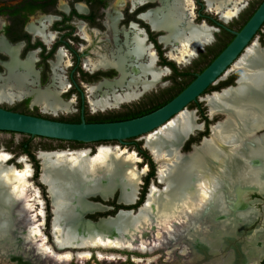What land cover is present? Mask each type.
I'll list each match as a JSON object with an SVG mask.
<instances>
[{
  "label": "bare ground",
  "instance_id": "1",
  "mask_svg": "<svg viewBox=\"0 0 264 264\" xmlns=\"http://www.w3.org/2000/svg\"><path fill=\"white\" fill-rule=\"evenodd\" d=\"M143 1L132 0L133 3ZM158 1L159 8L142 18L165 33L161 41L171 48L168 56L181 66L188 65L199 49L210 44L215 29L205 23H192V0ZM247 1L252 0H205V3L208 11L227 23ZM122 3L123 0H117L116 11ZM110 20H115L114 16ZM143 39L136 32L129 51H125L126 58L123 55L117 59L120 72L117 81L88 89V103L93 113L118 109L137 101L166 74V70L153 69L155 56L144 46ZM259 46L256 38L242 60L222 79L240 71L233 87L206 95L201 100L206 103L210 116L223 114L226 117L212 129L210 138L203 140L199 147H193L188 154L179 152L182 140L198 128L194 112L189 111L155 137L142 142L143 148L159 161L157 175L163 188L152 186L145 205L136 213L120 212L97 223L84 221L85 213L102 208L85 202L94 195L107 199L108 194L117 189L120 190L119 201L125 204L134 201L141 177L147 171L145 167L142 170L136 167L140 159L134 151L114 148L96 150L90 155L89 149H75L39 154L43 167L41 181L52 197L53 239L56 247L64 248L63 251L55 252L42 237L43 221L38 220L36 212L41 218L44 214L42 208L35 206L42 205V201L28 180V166L18 171L5 167L9 156L0 152V258L18 253L23 255L20 256L25 263L31 260L38 264H65L90 259L89 249L95 248L99 249L95 253L98 260H124L119 253L108 250L138 251L144 256L157 247L167 248L166 253L173 252L178 260L180 254L188 253L189 249L212 255V248L217 250L219 246V238L232 233L240 218L248 221L254 216L250 211L231 216L227 210L238 205L239 200L225 193L226 182L219 177L229 174L233 180H240L244 172L241 166L245 148L251 145L255 152L264 150V135L251 136L264 127V45ZM146 55L148 60L144 63ZM125 74L131 75L132 80L122 84ZM147 75L150 81L146 80ZM18 77L0 80V103H12L14 98L33 93L32 102L43 113L57 116L72 111L73 101H61L59 90L28 89ZM139 78L144 81L136 82ZM113 86H118L120 91L114 89L107 95L106 91ZM100 93L104 94L98 97ZM214 161L218 169L212 165ZM218 213L226 215V219L219 222L221 225H214L212 221L220 216ZM253 240L254 237L251 242ZM177 245L181 246L179 251L175 249ZM259 255L258 250H250L245 258L248 264H256ZM154 260L133 258L137 264H149Z\"/></svg>",
  "mask_w": 264,
  "mask_h": 264
},
{
  "label": "flooded vegetation",
  "instance_id": "2",
  "mask_svg": "<svg viewBox=\"0 0 264 264\" xmlns=\"http://www.w3.org/2000/svg\"><path fill=\"white\" fill-rule=\"evenodd\" d=\"M252 1H249L245 7L243 6L244 8L240 7L236 15L225 23L219 16L207 10L205 0H192V23L195 25L205 23L204 25L215 29V32L211 35L210 44L205 46L203 50L197 51V55L192 60L197 59V61L192 64L191 61L188 64L190 65L189 68H185L188 65L179 66L168 56L171 48L161 41L165 33L153 28L142 18L148 12L159 8L158 0H145L135 3L132 0H123L117 11L115 10L117 0H0V80H9V76H19L22 78L24 87L28 89L43 90L49 88L55 91L59 90L61 101H73L70 113L74 114L67 116V118L64 115L68 113H58L57 116L43 113L38 106L33 104V93L24 94L19 99L14 98L12 103H0V108L23 115L67 123H76L75 120L77 119L80 121L83 119L87 123L90 116L99 120L104 119L103 122H115L130 112L144 111L146 108L152 107V104H159L168 100L171 94L177 92L178 87H183L186 83L189 85L222 52L234 38L231 31H239L263 0ZM253 8L254 11L251 14ZM113 16L115 20L111 22L110 18ZM136 32L144 38V46L149 47L155 56L153 69L167 71L155 85V87L165 89L158 91L154 90L155 87H153L142 93L137 101L131 102L132 105L124 106L123 104L120 106L118 108L120 111L107 110L93 113L88 103V89L99 84L112 83L120 78V72L116 65L117 59L123 55L126 58V52L129 51ZM257 42L262 48L264 45V26L261 31H258ZM143 59L142 61L146 63L147 55ZM128 61L125 63L126 70ZM240 74V71H236L224 80L218 79L217 83L209 86L196 102L190 103L186 107L187 110L194 112L195 124L198 128L182 140L179 150L181 154H188L192 152L193 147H199L203 140L211 137L212 129L226 118L223 114L210 116L206 103L201 102L200 99L211 93L233 87ZM150 79L151 77L147 75L146 80L150 81ZM131 80V75L125 74L122 84ZM141 80L144 81V79L139 78L136 82H141ZM114 89L120 91L118 86H113L111 90H105L106 94L110 95ZM103 94H98V97ZM3 133L10 135L11 141L4 143V145L0 144V152H5L9 156L4 162V166L12 167L17 171L28 166L30 171L28 180L38 191L42 201V205L39 204L38 207L35 205L36 208H42L44 214L41 218L36 212L38 220L42 219L41 221H43L42 237L45 238L47 244L54 245L52 197L48 193L47 185L41 181L43 167L39 154L41 152L92 147L89 149L91 155L96 151V145L65 143V141L23 134L18 135L26 138L15 142L13 136L17 133L0 131V135ZM262 135H264V127L256 130L251 136L256 138ZM35 139H38V142H34ZM52 141H58L59 145L50 144L49 142ZM115 143L122 148H125L124 146L131 147L140 158L136 167L140 170L145 167L147 171L142 175L138 194L131 204L125 205L119 201L120 190H117V195L115 192L110 200L108 198L106 202L101 201L102 208L106 212L91 216L94 219L105 216L115 217L117 212L121 210H132L133 213H136L145 205V199H147L152 186L158 187V189L163 188L158 180V165L154 162L151 154L143 148L141 141L131 139V141H125L124 145ZM243 153L245 159L241 166L244 168L242 178L233 180L231 175L226 174V177H219V180L227 183H225V187H227L225 193L229 194L231 198L235 195V198L239 200L238 205L234 203L235 206L231 209L227 207L231 216L239 213L246 214L249 211L254 216L248 221L240 218L232 233H226L219 238L217 250L212 248V256L204 259L206 261L209 259L208 263L248 264L245 254L250 250L252 252L258 250L260 255L255 263L264 264V229H262L264 226V150L258 149L255 152L249 145ZM212 165L218 169L216 167L217 162L214 161ZM222 185L217 190L218 192L222 189ZM102 214L111 215L101 216ZM218 215L220 216L213 218L214 225H219V222L226 219V215L222 213H218ZM252 237L254 240L251 242ZM108 251L121 254L119 250ZM92 254L91 252L90 258ZM93 255L95 258V254ZM134 255L142 256L143 254L134 253ZM20 259L23 260V258ZM8 260L9 258L6 259L7 263ZM0 264H4V262H0Z\"/></svg>",
  "mask_w": 264,
  "mask_h": 264
},
{
  "label": "water",
  "instance_id": "3",
  "mask_svg": "<svg viewBox=\"0 0 264 264\" xmlns=\"http://www.w3.org/2000/svg\"><path fill=\"white\" fill-rule=\"evenodd\" d=\"M249 1L245 2V6ZM264 26V0L259 4L254 13L244 24V26L237 32L231 31L234 38L222 50V52L200 73L195 79L187 85L178 95L172 100L158 108L157 110L130 120L118 122H102V123H86L83 119L79 123H67L43 117H35L30 115H23L0 108V131L17 133L14 135L15 140H22L28 135L31 137H40L51 140L77 142L83 144L96 145V150L122 148L125 141L137 139V141L144 142L151 139L185 115L189 110L186 107L198 98L208 89L209 86L217 83L218 79L222 80L244 57L251 43L257 38L258 31H261ZM213 37V36H212ZM205 97V96H204ZM202 97L200 101L204 98ZM189 109V108H188ZM0 138H10V135L2 134ZM49 142L52 145H59V142ZM34 142H38L35 139ZM106 142V143H100ZM111 142V143H110ZM63 145L66 146V144ZM92 148V147H90ZM83 147L81 149H90ZM159 165V161L154 160ZM101 197V196H100ZM112 197L109 195L108 198ZM101 197L103 201H107ZM128 205V204H125ZM131 212L130 211H119ZM117 214L115 216H117ZM107 218H113L108 216ZM55 250L61 251L55 245ZM69 250H76L75 248H67ZM93 248H91L92 250ZM101 251H104L100 249ZM121 253H128L130 251H122ZM137 255L141 253L133 252ZM9 262L17 264H34L27 260L28 263H23L12 255H7ZM4 259V258H3ZM19 260V261H18Z\"/></svg>",
  "mask_w": 264,
  "mask_h": 264
},
{
  "label": "rangeland",
  "instance_id": "4",
  "mask_svg": "<svg viewBox=\"0 0 264 264\" xmlns=\"http://www.w3.org/2000/svg\"><path fill=\"white\" fill-rule=\"evenodd\" d=\"M252 2H254V1H252ZM259 45H260V43H259ZM193 60V59H192ZM191 60V61H192ZM190 61V62H191ZM195 61H197V59H194V61H192L191 62V64L193 63V62H195ZM202 63V62H201ZM179 66H181V65H179ZM185 66H187V65H185ZM189 66L190 65H188L187 67H185V68H189ZM165 89V88H164ZM164 89H161V88H159L158 86H156L155 88H154V90H164ZM130 105H132V103H129V104H124V106H130ZM116 111H120V109H116V110H112V112H116ZM192 112V111H191ZM74 113H70V114H67V115H64V117H69V116H71V115H73ZM67 117V118H68ZM56 118H58V117H56ZM0 144H3L4 145V143H7V142H11L10 141V139H8V138H0ZM14 141L15 142H17L18 140H15L14 139ZM54 146H57V145H54ZM125 147V149H127V150H130V151H134V150H132V148L131 147H128V146H124ZM143 150V149H142ZM146 153H147V151H145ZM94 153V152H93ZM139 158V157H138ZM140 159V158H139ZM142 178V177H141ZM110 191V190H109ZM117 191V189H115V190H113V191H111L108 195H111V196H113L114 194H115V192ZM116 195H117V192H116ZM86 201L85 202H89V203H91V204H97V205H101V207H103L102 206V202H104L103 200H101V198L97 195H94V196H92L91 198H88V199H85ZM92 200V201H91ZM109 200H110V198H109ZM102 201V202H101ZM106 202V201H105ZM86 204V203H85ZM104 212H106V210L105 209H103V208H101V209H98V210H95V211H92V212H89V213H85L84 214V221H87V222H91V223H97V222H99L100 220H104V219H106L107 217L105 216L104 218H102V217H97V218H92L91 216H94V215H96L97 213H104ZM111 217H113V216H111ZM51 244V243H50ZM52 246V248L54 249V251L55 252H58L57 250H55V246L54 245H51ZM178 246V248H175L177 251H179V248H181V246L180 245H177ZM65 250V249H64ZM97 250H99V249H95V248H93L92 250H90L93 254H95L96 253V251ZM160 250V252H158ZM61 251H63V250H61ZM79 251V250H78ZM107 251V250H106ZM126 251H129V250H126ZM169 250L167 249V248H158L157 247V249H155V251H153V253H150V254H147V255H142V256H136V255H134V253L133 252H136V253H140V252H138V251H130L129 253H122V254H120V255H122V257L124 258V260H108V259H103V260H98V259H95L93 256L94 255H92V257L90 258V259H88V260H73V261H70V262H67V263H65V264H137V263H135L134 261H133V258L135 257H139V258H141V259H152V258H154L155 260H154V262H152V263H149V264H200V263H202V264H212V263H208V260L206 261V260H204L206 257H208L207 256V252L206 253H204V254H201L200 252H198V251H194V250H191V249H189L188 251V253H185V254H180V256H179V260L178 259H176L177 257H174V255H173V252H171V253H169V254H167L166 252H168ZM109 252V251H108ZM115 253V252H114ZM9 255H12V256H17V257H19V258H21V256L18 254V253H16V254H14V253H10ZM210 256H212V255H210ZM209 256V257H210ZM4 258V259H3ZM18 259V258H17ZM20 260V259H19ZM18 260V261H19ZM98 260V261H97ZM6 261V255H5V257H1L0 258V262H5ZM8 261H10V260H8ZM23 261V260H22ZM30 262H32V263H34L33 261H31V260H29ZM16 264L15 262H13V261H11V263H9V264ZM23 263H25V261H23ZM5 264V263H4ZM17 264H18V262H17ZM35 264H38L37 263V261H35ZM140 264H145V263H140Z\"/></svg>",
  "mask_w": 264,
  "mask_h": 264
},
{
  "label": "trees",
  "instance_id": "5",
  "mask_svg": "<svg viewBox=\"0 0 264 264\" xmlns=\"http://www.w3.org/2000/svg\"><path fill=\"white\" fill-rule=\"evenodd\" d=\"M260 2V1H259ZM259 3L257 2V5ZM254 11V8L251 12V14L253 13ZM251 16V15H250ZM192 80V79H191ZM188 83H186V85H184L183 87H178L177 88V92H174V94H171L170 98L168 100H165L163 102H160L159 104H152L153 106L150 107V108H146L144 111H138V112H130L128 115L122 117L121 119H119L118 121H124V120H130V119H133V118H137V117H140V116H143V115H146V114H149L155 110H157L158 108L162 107L164 104H166L168 101H170L173 97H175L177 94H179L186 86H187ZM99 121H104V119L102 120H99L98 118H95V117H92L90 116L89 119H88V122L89 123H100ZM115 120V122H118ZM76 123H79L80 120L77 119L75 120ZM87 122V123H88ZM101 122V123H102ZM72 143H76V144H79L77 142H72ZM112 214V213H111ZM111 214H102L101 216H105V215H111Z\"/></svg>",
  "mask_w": 264,
  "mask_h": 264
}]
</instances>
